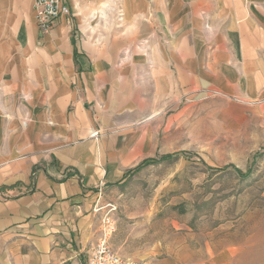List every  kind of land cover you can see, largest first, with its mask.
Masks as SVG:
<instances>
[{
    "label": "crops",
    "instance_id": "0c3cea01",
    "mask_svg": "<svg viewBox=\"0 0 264 264\" xmlns=\"http://www.w3.org/2000/svg\"><path fill=\"white\" fill-rule=\"evenodd\" d=\"M33 4L0 0V264L87 257L147 120L221 56L264 79V0H67L46 35Z\"/></svg>",
    "mask_w": 264,
    "mask_h": 264
},
{
    "label": "rangeland",
    "instance_id": "374dc122",
    "mask_svg": "<svg viewBox=\"0 0 264 264\" xmlns=\"http://www.w3.org/2000/svg\"><path fill=\"white\" fill-rule=\"evenodd\" d=\"M221 58L147 120L151 156L98 205L97 238L110 219L109 243L130 264H264L263 73Z\"/></svg>",
    "mask_w": 264,
    "mask_h": 264
},
{
    "label": "built area",
    "instance_id": "2783aa9c",
    "mask_svg": "<svg viewBox=\"0 0 264 264\" xmlns=\"http://www.w3.org/2000/svg\"><path fill=\"white\" fill-rule=\"evenodd\" d=\"M33 8L38 28L42 34H48L59 18L70 14L67 0H34ZM93 136L97 138L98 134H93ZM109 206H111L110 212L116 210L112 204ZM110 222V219L103 220L104 226L108 229L103 228L102 237L89 252L85 264H130L109 243L112 234L109 229Z\"/></svg>",
    "mask_w": 264,
    "mask_h": 264
}]
</instances>
